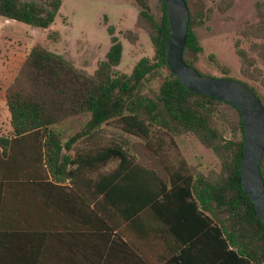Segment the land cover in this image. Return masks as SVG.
<instances>
[{"label": "trees", "instance_id": "obj_1", "mask_svg": "<svg viewBox=\"0 0 264 264\" xmlns=\"http://www.w3.org/2000/svg\"><path fill=\"white\" fill-rule=\"evenodd\" d=\"M61 2L0 0V16L46 29ZM134 2V27L148 33L153 56L130 73L116 69L123 45L107 25L111 43L93 73L34 44L7 86L12 132L0 135V264H264V224L240 181V111L181 84L165 59L164 1L158 13L150 0ZM185 2L182 57L196 68L195 28L211 11ZM255 7L258 20L243 25L234 44L242 78L218 77L242 81L264 106V0ZM125 36L132 42L136 34ZM155 77L163 79L150 94L146 82ZM68 120L83 125L68 135L59 126ZM185 133L215 152L218 171L188 162L176 140ZM260 173L264 182V151Z\"/></svg>", "mask_w": 264, "mask_h": 264}, {"label": "rangeland", "instance_id": "obj_2", "mask_svg": "<svg viewBox=\"0 0 264 264\" xmlns=\"http://www.w3.org/2000/svg\"><path fill=\"white\" fill-rule=\"evenodd\" d=\"M195 1L211 11L210 18L195 28L198 42L202 46L195 62L196 68L206 75L218 77L226 71V75L242 78L239 71L240 58L234 44L238 38V30L246 23L258 20L255 6L262 0ZM150 2L153 11L158 13L159 0ZM222 3L227 4L224 9L220 8ZM137 12L138 7L134 0H62L55 20L48 28H36L11 19L8 25L0 29V35L13 39L12 45L19 49L20 59L34 44H40L62 54L78 68L91 74L110 46V35L106 26L111 25L123 45L122 59L116 69L130 73L141 57L153 56L148 33L142 28L134 27ZM0 21H4L1 16ZM128 31L136 34L132 42L125 36ZM12 78L11 75L6 76L0 85L8 86ZM162 79L163 77L150 78L146 82V92H156ZM261 92L264 97V90ZM82 125L81 121L68 120L59 126L66 129L69 135L78 131ZM224 135L231 137L229 130H225ZM176 140L180 150L196 170L208 174L220 169L219 157L201 144L194 134H181Z\"/></svg>", "mask_w": 264, "mask_h": 264}, {"label": "water", "instance_id": "obj_3", "mask_svg": "<svg viewBox=\"0 0 264 264\" xmlns=\"http://www.w3.org/2000/svg\"><path fill=\"white\" fill-rule=\"evenodd\" d=\"M163 1L169 24L164 53L171 72L189 91L228 101L240 111L244 131L240 181L264 224V182L260 173L264 151V106L256 93L242 81L201 74L185 63L182 53L188 34V6L185 0Z\"/></svg>", "mask_w": 264, "mask_h": 264}, {"label": "crops", "instance_id": "obj_4", "mask_svg": "<svg viewBox=\"0 0 264 264\" xmlns=\"http://www.w3.org/2000/svg\"><path fill=\"white\" fill-rule=\"evenodd\" d=\"M4 18V17H3ZM11 19H5L0 21V29L8 25V21ZM0 84L5 80L6 76L11 75L13 78L16 75L22 61L28 54L29 50L26 52L23 58H19V49L12 45L14 43L13 39L7 35H0ZM12 78V79H13ZM7 86L0 85V135H10L12 132L10 124V114L7 108L5 91ZM9 132V134H8Z\"/></svg>", "mask_w": 264, "mask_h": 264}]
</instances>
